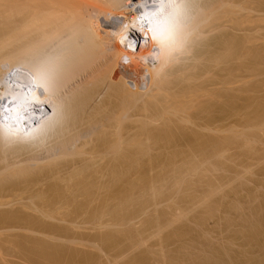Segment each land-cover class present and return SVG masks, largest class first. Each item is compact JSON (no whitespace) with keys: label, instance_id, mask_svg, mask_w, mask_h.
Listing matches in <instances>:
<instances>
[{"label":"bare ground","instance_id":"bare-ground-1","mask_svg":"<svg viewBox=\"0 0 264 264\" xmlns=\"http://www.w3.org/2000/svg\"><path fill=\"white\" fill-rule=\"evenodd\" d=\"M255 1L254 8L264 5ZM166 3L174 5L171 18L161 12ZM253 7L249 0H0V231L14 232L0 237V264L125 257V264H239L203 226L199 236L184 226L165 232L181 210L154 212L164 196L182 199L216 175L215 163L228 160L221 149L248 136L237 135V124L264 122L259 108L253 118L247 106L248 77L264 67V44L251 54L253 68L246 47L254 15L264 17ZM159 164L171 168L152 174L154 181L136 180L141 165ZM214 182L206 185L211 195L221 187ZM257 206L233 222L232 212L222 213L225 224L241 225L244 245L258 243L264 264V239L254 238L264 231ZM172 237L183 240L176 253L164 250Z\"/></svg>","mask_w":264,"mask_h":264},{"label":"rangeland","instance_id":"rangeland-1","mask_svg":"<svg viewBox=\"0 0 264 264\" xmlns=\"http://www.w3.org/2000/svg\"><path fill=\"white\" fill-rule=\"evenodd\" d=\"M248 1V0H247ZM252 1V0H251ZM250 0H249V2H250V5L253 7V6H256V4L255 5H252V2H251ZM256 1H258V0H256ZM255 1V2H256ZM259 3L261 2L262 4H263V2H262V0L260 1H258ZM248 3V2H247ZM253 3H254V1H253ZM258 5V4H257ZM260 5V4H259ZM257 6L258 7V9L260 8V7H263V6ZM250 7V6H249ZM251 8V7H250ZM252 9H254V10H252ZM251 10V13L253 12V11H259V12H261V11H263L264 12V10H258L256 7L254 8H252ZM257 9V10H256ZM253 14V13H252ZM251 14V17H253V15ZM254 14H256V12L254 13ZM256 15H261V13L260 14H256ZM250 17V18H251ZM256 16L254 15V20H253V18H252V20L254 21H252L250 24H251V28H250V26H248L249 27V30H247V32H248V35L250 36V38H249V42L247 41L246 43H248V46H246L249 50H247V52L249 51V52H251V53H249V58H251V57H253L254 55H252L251 56V54H256V49L255 48H257L259 45H262L263 46V44H264V17H263V14H262V18L260 17V16H257L256 18H255ZM259 17H260V20H258L259 19ZM257 19V20H256ZM262 19V20H261ZM249 20H251V19H249ZM248 20V21H249ZM250 22V21H249ZM249 24V25H250ZM247 25H248V22H247ZM238 33H240V32H238ZM263 40H262V39ZM254 41H253V40ZM260 40H262V41H260ZM258 41V42H257ZM253 42H255V43H253ZM252 43V44H251ZM250 44V45H249ZM249 46H250V48H249ZM260 47V46H259ZM252 48V49H251ZM255 49V50H254ZM258 49V48H257ZM253 50H254V53H253ZM248 56V55H247ZM252 59V58H251ZM250 59V60H251ZM254 59V58H253ZM252 59V60H253ZM249 60V61H250ZM248 61V62H249ZM251 62V61H250ZM254 63V60L252 61V66H251V64L249 65V66H251L252 68H253V66L254 65H256V64H253ZM256 63V62H255ZM263 65V64H262ZM262 65H260L259 67H258V65L256 66V68L255 69H257V67H258V69L260 68V67H263ZM252 68H251V70H252ZM251 70H250V73H251ZM256 71V72H255ZM264 67L263 68H260V71H257V70H254L253 69V73L255 72V73H257V75H252V73L250 74V76L248 77V84H246V85H248V87L249 88H247L248 89V92H249V94L247 95V96H249V95H251V96H249V97H251V99H250V101H249V103H248V109L250 110H247V112L249 111V114L251 113V111L253 110V109H255L256 108V110H253L255 113H257V108H259L258 110H261V112H263L262 114H259V115H264ZM262 72V73H261ZM253 86V87H252ZM252 90V91H251ZM247 92V93H248ZM249 100V99H248ZM240 102L241 101H239V104H240ZM257 102V103H256ZM247 104V103H246ZM260 107H259V106ZM263 105V106H262ZM257 106V107H256ZM262 108V109H261ZM253 111H252V113H253ZM259 112V111H258ZM260 112V113H261ZM251 113V114H252ZM251 114H250V116H251ZM258 114H257V116H258ZM253 116H254V114H252ZM253 116H251V117H253ZM256 116V115H255ZM253 117V118H256V117ZM236 118V120L240 123V121H239V119H238V116L236 115L235 116ZM259 117H261V116H259ZM259 117H257L258 119H259ZM250 119V118H249ZM249 119H248V123H249ZM261 119H262V117H261ZM263 119H264V116H263ZM262 119V120H263ZM251 120L252 121H255V124L257 123V122H259V121H257V119H255V120H253L252 118H251ZM250 122L251 124H248V126H247V129H246V126L245 127H243V126H241V124H237L238 125V127L240 128V129H235V130H237L236 132L237 133H239V134H237V133H235V134H237L238 136L239 135H243V133L242 132H244V134H246V135H248V136H246L245 137V135H241L242 137H243V139H242V137H241V139L240 140H238L237 141V139H235L236 141L234 142L236 145L235 146H230V147H225V148H223V149H221V152L222 153H224V155H227V158H228V160H226V157H225V159L224 160H226L225 162H224V160L222 159V161H223V163H221V162H219L220 163V165L218 164V162H217V164L218 165H216V163H215V165H214V168H212L213 170V173L211 172V174H212V176L213 175H215V176H213L212 178H210L209 179V181H208V179H207V177H206V179L207 180H205V179H203L201 182L200 181H198V182H196V183H194V184H196V185H194L191 189H188L186 192H185V194L183 195V197L185 198H183L182 197V199L181 198H179L180 199V201H179V199L177 200L176 198H169L168 197V195L167 196H164V198L166 197L167 198V200L166 199H164L163 198V200L161 199L160 200V204H159V206H158V209H156L157 211L156 212H154L155 214H157L158 215V212H167L168 213V211L170 212V213H168V214H176V213H178L180 210L182 211V212H180V213H178V215L181 217H183V218H181V220L179 219V221L177 222V223H175L174 225H172L170 228H167V229H165L166 231L165 232H167V231H169L170 229L172 230H175L176 229V227L175 226H178L177 228H179L180 229V227H181V229H184V227H185V229H187V227H188V229H190V230H188V231H191V232H193V235H195V236H199V233L198 232H204L203 230H207L206 232H207V236L209 235V236H215L216 237V235H217V237H218V234L221 236H219V238H220V243L221 244H223L225 247H227L226 249L229 251V255H231L230 256V260H233V261H235L236 263H239V264H257L258 263V261H260L259 259H261L260 257H263V255H262V252L260 253V248H259V246H257V244L258 243H256L255 245H254V241H249V242H247V244H246V241H245V245L243 244V242L244 241H242L243 239H242V231H239L238 229H240L241 230V225H239V223H233V225H230L229 223V225L226 223L225 224V222L227 221V219H232V222L233 221H235L236 219H238L239 217H240V215L243 213V214H245V213H249V212H246L248 209L247 208H249V209H251V207L254 205V203H255V205L257 206H259V204H263L262 205V207H261V205L258 207H256V208H258V212L259 213H261V214H259L258 212H257V210L255 209V211L257 212V213H255L254 212V214L256 215V217H257V214H258V216H261L262 217V215H264V131L263 132H261L262 130H264V127H263V129H262V127H260V125L259 124H261V123H258V124H256V126L257 125H259V127H257V129L255 128L256 126H255V124L254 125H252L253 124V122ZM260 122H261V120H260ZM264 123V122H263ZM263 123L261 124V126L263 125ZM249 126H252V127H254L255 128V130H254V128L252 129V127H250V129H249ZM264 126V125H263ZM245 128V129H244ZM259 128H261L262 130H260L259 131ZM244 130V131H243ZM246 130H248V131H246ZM241 131V132H240ZM246 132V133H245ZM250 132H252L251 134H252V137L250 138V136H251V134H250ZM258 133L260 136H262V138H260V136H259V139H261V141L259 142V140L258 139H255V137L253 138V136H254V134L255 133ZM227 132L226 131H220V134H226ZM241 133V134H240ZM249 133V134H248ZM254 133V134H253ZM53 138V137H52ZM52 138H51V140H49V141H51V142H49V141H47V144H51V143H53V144H55L54 142H55V139L53 138V141H52ZM247 139V138H249V140H246L245 142L247 143L248 141V143H249V146H248V144H246L245 142H242V141H244V139ZM239 139V138H238ZM252 140V141H251ZM253 140H255V142L253 141ZM257 140H258V142H257ZM262 140H263V142H262ZM250 141H251V143L253 144V146H252V144L250 145ZM257 142V143H256ZM49 144V145H50ZM237 144H238V146H237ZM241 145V146H240ZM242 145H244V146H242ZM260 145V146H259ZM262 145V146H261ZM240 146V147H239ZM252 146V147H251ZM262 149H261V148ZM258 148V149H257ZM231 158V159H230ZM142 166V167H141ZM140 167L142 168H140L139 166V170H140V172H139V170H138V172H139V174L141 173V175H138V172H137V175H135V177L137 176V179L136 180H138V179H140V180H138V182L139 181H144V180H148V177H150V178H152L153 179V176H154V178L158 175L156 172H160L161 173V168L163 169V171L165 170V168H167V167H169V168H171L170 166H167V165H162V164H159V165H152V166H147V165H144V168H143V165H141ZM160 166H162V167H160ZM222 166V167H221ZM147 167V168H146ZM151 167H154V169L153 168H151ZM215 167H218V168H220V170H217V171H215V169H218V168H215ZM149 168V169H148ZM224 169V170H223ZM149 170V172H147ZM154 170V171H153ZM161 170V171H160ZM142 171H143V173H142ZM152 171H153V173H152ZM228 171V172H227ZM146 173H148V174H146ZM152 174H153V176H152ZM156 174V175H155ZM147 175V176H146ZM225 175V176H224ZM134 177V178H135ZM219 177V178H218ZM143 178V180H141ZM146 178V179H145ZM149 178V180L150 181H148V183H150L151 182V179ZM205 178V177H204ZM231 178V179H230ZM213 179V180H212ZM214 179H215V182H216V184H215V182H214V184L216 185V186H218V188H219V191H220V193H219V191H218V189H217V193L216 192H214V194L212 193V195H211V192L209 191V189H208V191L206 190L207 189V186L206 185H208V182L210 183L211 181H214ZM155 179H153V181H154ZM205 180V181H204ZM219 180V181H218ZM229 180V181H228ZM152 181V182H153ZM157 181V180H156ZM155 181V182H156ZM207 181V182H206ZM222 181V182H221ZM145 183H147V181H144ZM144 182H142L143 184H144ZM218 182V183H217ZM221 182V183H220ZM142 183H140V185H142ZM200 183V184H199ZM202 183V184H201ZM205 183H207V184H205ZM213 183V182H212ZM226 183V184H225ZM219 184H222V185H219ZM226 185L225 187L223 186V185ZM141 187V186H140ZM222 187H224V188H222ZM197 188V189H196ZM200 190H199V189ZM258 188V189H257ZM139 189V188H138ZM254 189V190H253ZM191 190V191H190ZM197 190V191H196ZM223 190V191H222ZM137 191V190H136ZM195 191V192H194ZM252 191V192H251ZM256 193H255V192ZM138 192V191H137ZM200 192V193H199ZM207 192V193H206ZM208 192H210V196H209V193ZM254 192V193H253ZM202 193H204V194H202ZM249 193H251V195L249 194ZM258 193V194H257ZM208 194V195H207ZM249 195V197H248V195ZM255 194H257L256 196H255ZM147 196H149V194H147ZM188 196H190V197H188ZM197 196V197H196ZM209 196V197H208ZM252 196V197H251ZM255 196V197H254ZM178 197H181V196H178ZM199 197V198H198ZM251 197V198H250ZM149 198H151V196L149 197ZM253 198V199H252ZM199 199H200V201H203V199L206 201H204L203 203L201 202V204H199L200 203V201H199ZM257 199V200H256ZM176 200V201H175ZM233 200H235V201H233ZM237 200H239V202L237 201ZM249 200V201H248ZM168 203H167V202ZM173 201H175V202H173ZM210 201V202H209ZM214 201L216 202V203H214ZM234 202V204L233 205H230V204H232L233 202ZM244 201H245V203L247 202V204H245L244 203ZM252 201H254V202H252ZM259 202V204L257 203V202ZM176 202H177V204H176ZM212 202V203H211ZM220 202V203H219ZM224 202V203H223ZM230 202H232V203H230ZM253 203V205H252V203ZM179 203V204H178ZM190 203V204H189ZM193 205H192V204ZM196 203H198V204H196ZM208 203V204H207ZM210 203V204H209ZM230 203V204H229ZM237 203V204H236ZM244 203V204H243ZM163 204V205H162ZM196 204V205H195ZM243 204V207H246V209H244L243 207L241 208L240 206ZM181 207H180V206ZM214 206V205H219L218 207L216 206H214V208H211V206ZM224 205V206H223ZM229 205L232 209H236L235 211H234V213H233V210L231 211V209H230V207L227 206ZM235 205V206H234ZM236 205H237V207L239 208V209H241V210H239V209H237V207H236ZM246 205V206H245ZM252 205V206H251ZM163 206H164V208H163ZM169 206V208H167V207ZM190 206V207H189ZM212 206V207H213ZM232 206H234V208L232 207ZM250 206V207H249ZM149 207H151L152 209L153 208H155V206L153 205V207H152V205L151 206H149ZM166 207V208H165ZM207 207V208H206ZM221 207H222V209H221ZM150 208V209H151ZM159 208H160V210H159ZM187 208V209H186ZM192 208V209H191ZM208 208H210L211 210H208ZM228 208V209H227ZM163 209H165V211H162ZM175 209V210H174ZM206 209V210H205ZM212 209H214V211L212 212ZM218 209V210H217ZM227 209V210H226ZM230 209V210H229ZM243 209V210H242ZM189 210V211H188ZM223 210H225V211H223ZM246 210V211H245ZM177 211V212H176ZM188 211V212H187ZM192 211V212H191ZM202 211H204V212H202ZM207 211V212H206ZM211 211V212H210ZM227 211H228V213H227ZM240 211V212H239ZM242 211V212H241ZM244 211H245V213H244ZM160 212V213H161ZM172 212V213H171ZM187 212V213H186ZM212 213L211 215H210V213ZM219 212V213H218ZM220 212H221V215L223 216V213H227V214H225V215H228V214H230L231 212V214H230V216L232 215V217H227V219L226 218H224V216L222 217L221 215H220ZM223 212V213H222ZM182 213V214H181ZM186 215H185V214ZM235 213H237V214H239V215H235ZM241 213V214H240ZM263 213V214H262ZM181 214V215H180ZM184 214V215H183ZM188 214V215H187ZM204 214H207V215H204ZM214 214H215V216H214ZM219 214V215H218ZM194 215V216H193ZM201 215H203V216H201ZM210 215V216H209ZM218 215V216H217ZM156 216V215H155ZM205 216V217H204ZM209 216V217H208ZM220 216V217H219ZM194 217V218H193ZM204 217V218H203ZM218 218V220H217V218ZM226 217V216H225ZM264 217V216H263ZM189 218V219H188ZM201 218V219H200ZM220 218V219H219ZM224 218V219H223ZM233 218H236V219H233ZM257 218H260V217H257ZM225 219H226V221H225ZM264 219V218H263ZM194 220V221H193ZM197 220H200V223L197 221ZM221 220L222 221H224V222H221ZM238 220H240V219H238ZM180 221H184L183 222V224H182V222H180ZM187 221V222H186ZM189 221H191V222H189ZM264 221V220H263ZM186 222V223H185ZM195 222V223H194ZM232 222H230L231 224H232ZM239 222V221H238ZM198 225H197V224ZM204 223V224H203ZM222 225H221V224ZM225 225H224V224ZM182 224V225H181ZM186 224V225H185ZM213 224V225H212ZM220 226L221 225V227L223 228V229H220L221 227H219L218 225ZM236 226H235V225ZM189 225V226H188ZM228 225V226H227ZM184 226V227H183ZM197 226V227H196ZM200 226V227H199ZM203 226V227H202ZM209 226V227H208ZM217 226V227H216ZM231 226H232V228H231ZM234 226V227H233ZM239 228H238V227ZM175 227V228H174ZM201 227L202 228H204L203 230L201 229ZM219 227V228H218ZM226 227V228H225ZM228 227H230L231 228V231H229L230 230V228H228ZM235 227H237V229L235 228ZM262 228H264V225L263 226H261ZM261 227H259V229L261 228ZM199 228L202 230H199ZM208 228V229H207ZM228 228V229H227ZM261 228V229H262ZM4 230H2V227H1V230L2 231H0V237H4V240H6L8 237H10L11 235H12V233H14L11 229H10V233L7 231V228H3ZM211 230V231H209V233H208V230ZM225 229V230H224ZM234 229H235V231L237 230V232H239L240 234H238L237 232H236V234H238V235H236V234H233V233H235V231H234ZM14 230V229H13ZM170 230V231H171ZM178 230V229H177ZM198 230V231H197ZM214 230H217V232L216 231H213ZM233 230V231H232ZM15 231V230H14ZM220 231H221V233H220ZM225 231V232H224ZM226 231H229V232H226ZM165 232H162V235H163V233L164 234H166ZM195 232H197V233H195ZM206 232H204V233H206ZM261 232H263L264 233V231L262 230V231H260V232H258V236H256V237H254V238H256V239H259L258 240V242L259 241H261V240H263L264 238L262 237V239L261 238H259V237H261V235L263 236V233H261ZM212 233V234H211ZM217 233V234H216ZM225 233H227L226 235H225ZM232 233V234H231ZM191 233L189 232V234H187V235H185V236H188V235H190ZM197 234V235H196ZM222 234H224L225 236H227V237H225V236H223L222 237ZM259 234H260V236H259ZM9 235V236H8ZM158 236H154L155 238H153L152 239V242L154 243V247L156 246V245H160V243H162L163 241H159V240H162L161 239V237H163L161 234V237H160V239L158 238L159 237V234H157ZM236 235V236H235ZM239 235H241V236H239ZM184 236V237H185ZM238 236V237H237ZM214 237V238H215ZM216 237V238H217ZM231 237V240L229 239ZM235 238V237H237V239L236 240H234L233 238ZM239 237H241V239L239 238ZM157 238V239H156ZM177 238V237H176ZM179 238V237H178ZM178 238L177 239H175V237L173 238L172 237V239L171 238H168L166 241V243H165V241H164V243H163V245H166L165 247H164V250L166 251L167 249V252H170V251H172L173 253L177 250V248H178V251L180 250L179 249V247L181 246L180 244H178L179 242V240L181 241L182 239H179L178 240ZM221 238H223L222 240H221ZM225 238V239H224ZM175 239V240H174ZM185 239V238H184ZM187 239V238H186ZM227 239V240H226ZM198 241L200 240V238L199 239H197ZM230 240V241H229ZM234 240V241H233ZM253 240H255V239H253ZM7 241V240H6ZM178 243H177V242ZM183 241V240H182ZM222 241V242H221ZM224 241V242H223ZM226 241V242H225ZM232 241V243H230ZM160 242V243H159ZM230 244H229V243ZM234 242H235V244H234ZM256 242V241H255ZM168 243V244H167ZM181 243V242H180ZM196 243V242H195ZM194 242L192 243V245L193 244H195ZM200 243V241L195 245V246H198V244ZM219 243V244H220ZM227 243V244H226ZM252 243V245H249V244H251ZM180 245V246H179ZM222 245V246H223ZM227 245H229V246H227ZM250 247H249V246ZM254 245V246H253ZM7 246V245H6ZM194 246V245H193ZM253 246V247H252ZM257 248V249H255V248ZM7 248V247H6ZM93 248V247H92ZM156 249L158 248V246H156L155 247ZM167 248V249H166ZM171 248V249H170ZM86 249L87 250H90L91 251V247H90V249H89V247L87 248L86 247ZM95 250H96V248H94ZM94 249H92V251H94ZM250 250V251H247V250ZM253 249H254V252H253ZM246 250V251H245ZM259 252H258V251ZM178 251H176V252H178ZM175 252V253H176ZM232 252V253H231ZM234 252V253H233ZM238 252V253H237ZM242 253V255H241V253ZM247 252H249V253H247ZM258 252V253H257ZM171 253V252H170ZM237 253V254H236ZM244 253H245V255H244ZM246 254H248V256H246ZM234 255V256H233ZM240 255V256H239ZM245 257H247V258H245ZM255 255H257V256H255ZM262 255V256H261ZM7 256V255H6ZM227 256V255H226ZM256 258H255V257ZM228 257V256H227ZM233 259H232V258ZM236 257V258H235ZM127 257H125V258H122V263H121V261H120V263L119 264H123L124 262H126L124 259H126ZM241 259V262H239L240 261V259ZM244 258V259H243ZM252 258H254V259H252ZM257 258H259V259H257ZM236 259V260H235ZM247 259V260H246ZM250 259H251V261H250ZM4 260H6L7 261V257H5V259ZM228 260V259H227ZM229 260V261H230ZM254 260H256V262L254 263ZM5 261V262H6ZM238 261V262H237ZM250 262V263H249ZM252 262V263H251ZM7 263V262H6ZM125 264V263H124Z\"/></svg>","mask_w":264,"mask_h":264},{"label":"clouds","instance_id":"clouds-1","mask_svg":"<svg viewBox=\"0 0 264 264\" xmlns=\"http://www.w3.org/2000/svg\"><path fill=\"white\" fill-rule=\"evenodd\" d=\"M167 9V12H164V10ZM161 12L164 14L167 18H171L174 15V5L170 3L162 4L161 5Z\"/></svg>","mask_w":264,"mask_h":264}]
</instances>
